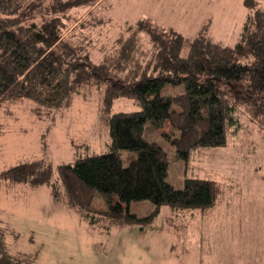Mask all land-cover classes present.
I'll use <instances>...</instances> for the list:
<instances>
[{"label": "trees", "instance_id": "16d2710c", "mask_svg": "<svg viewBox=\"0 0 264 264\" xmlns=\"http://www.w3.org/2000/svg\"><path fill=\"white\" fill-rule=\"evenodd\" d=\"M93 2L0 0V134L1 118L17 119L15 112L26 100L32 117L42 120L71 106L87 86L102 90L100 109L108 126L99 152L59 164L55 178L52 165L39 159L0 170V179L48 185L54 199L63 198L80 209L91 223L95 222L90 209L94 193L124 190L134 199L146 196L153 203L146 219L162 205L206 212L221 199L222 184L188 177L183 187L175 188L166 180L165 149L144 139L142 130L147 120L155 126L166 121L170 144L179 158L186 159L193 148L225 144L227 123L236 120L232 117L236 97L262 102L254 116L263 125L264 8L257 7L256 0H244L249 14L231 46L202 34L187 43L180 34L144 19L126 26L128 37L121 31L108 44L105 39L110 36H104L101 23L111 20L101 17L96 5L88 8ZM139 46L151 53L145 62L136 58H141ZM178 83L185 84L184 92L162 95L166 84ZM118 97L131 99L141 109L111 112ZM121 149L137 152L125 166L118 154ZM103 214L138 220L127 207ZM4 236L0 226V264H31L29 257L7 251Z\"/></svg>", "mask_w": 264, "mask_h": 264}, {"label": "rangeland", "instance_id": "374dc122", "mask_svg": "<svg viewBox=\"0 0 264 264\" xmlns=\"http://www.w3.org/2000/svg\"><path fill=\"white\" fill-rule=\"evenodd\" d=\"M256 1L257 7L264 8V0ZM95 5L101 17L111 20L101 23L103 35L110 36L105 39L108 44L121 31L128 37L126 26L144 19L152 26L180 34L187 43L202 34L231 46L238 41L249 14L244 0H94L88 8ZM138 48L141 58H136L145 62L151 53ZM82 91L55 117L35 120L26 100L16 109L17 119L1 118L0 170L21 161L43 159L52 165L55 178L59 164L74 161L89 146L99 152L108 136L100 109L102 90L87 86ZM184 91V83L166 84L161 93ZM234 100L232 117L236 120L227 123L225 144L193 148L186 159L179 158L170 144L171 129L166 121L155 126L147 120L142 130L144 139L165 149L166 180L175 188L183 187L188 177L216 179L222 184V201L213 209L176 211L162 205L153 218L146 219L154 209L148 197L134 199L125 190L94 193L90 209L95 222L91 223L80 209L66 205L61 198L50 201L54 205L47 215H62L63 227L49 226L38 239L34 232L43 226L39 221L44 217L37 215L43 205L28 204L20 213L15 206L11 215L23 213L26 217H18L15 224L22 236L13 241L21 245L20 249L36 253L27 256L31 264H264V124L254 116L258 103L263 105L253 99ZM140 109L131 99L118 97L111 112ZM118 154L125 166L137 152L121 149ZM45 187L48 190L43 185L34 191L41 200L52 198L43 191ZM7 192L23 196L17 190ZM126 207L137 221L103 214ZM28 214L34 215L30 221Z\"/></svg>", "mask_w": 264, "mask_h": 264}, {"label": "crops", "instance_id": "0c3cea01", "mask_svg": "<svg viewBox=\"0 0 264 264\" xmlns=\"http://www.w3.org/2000/svg\"><path fill=\"white\" fill-rule=\"evenodd\" d=\"M103 147H104V145H103ZM87 152H95V151H91V146H89L85 150L84 154ZM45 186L49 187L48 185H45ZM41 187H43L42 184L37 185V186H31L28 183H14V182H10L8 180L0 179V226L5 229V236H4L5 246H6L7 251L12 255L16 256L17 254L18 255L21 254L23 256L32 257L33 255L36 254L34 252H31V251H26L25 249H20V248H22L21 245L16 243L17 241H13V239L18 240V239H20V236H22V233L19 231L18 227L15 224L18 221V217H26L23 213L19 214L17 217H14L13 215H11L12 209L15 206H17L16 208H17L18 212L20 213L21 208L23 206H27L28 204H34V203L40 202L43 205L41 207V210L37 214V215H42L44 217V219L39 221L40 223H43V226L41 228L36 229V231L34 232V236L37 239L39 238V236L42 237L43 233H46V230L48 228H50L49 226L53 225L52 227H54V228L63 227L64 223L61 224V222H63L65 218L62 215H51V216L47 215L49 208L52 209V205H54L50 201H52V200L57 201L59 199H54L52 197L51 199L45 198V199L41 200L34 193V191H36L37 189H43ZM7 189L10 190L11 192L13 190H17L23 196L14 197V196H16V194L15 193H11V195L8 194ZM44 189L45 190H43V191L49 192V194L51 195L50 190H49L50 188H48V190H47V188L45 187ZM39 191L42 192V190H39ZM45 196H46V194H45ZM221 201L222 200H219L216 205H218ZM216 205H214V206H216ZM213 207L210 208L209 210L213 209ZM43 208H44V210H43ZM43 213H44V215H43ZM33 216L34 215L28 214L27 219L30 221V220H32ZM190 217L193 218V216H190ZM30 237H32V236H29V238ZM10 242H11V244H13L12 247L14 249L11 247Z\"/></svg>", "mask_w": 264, "mask_h": 264}]
</instances>
